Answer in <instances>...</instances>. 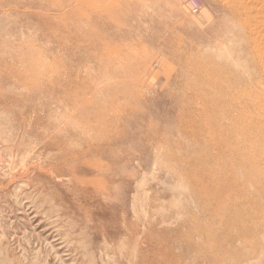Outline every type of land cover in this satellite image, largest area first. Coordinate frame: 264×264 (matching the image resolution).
<instances>
[{"label":"rangeland","instance_id":"rangeland-1","mask_svg":"<svg viewBox=\"0 0 264 264\" xmlns=\"http://www.w3.org/2000/svg\"><path fill=\"white\" fill-rule=\"evenodd\" d=\"M0 5V264H264V0ZM77 138L113 162L109 198Z\"/></svg>","mask_w":264,"mask_h":264},{"label":"bare ground","instance_id":"bare-ground-1","mask_svg":"<svg viewBox=\"0 0 264 264\" xmlns=\"http://www.w3.org/2000/svg\"><path fill=\"white\" fill-rule=\"evenodd\" d=\"M1 6V5H0ZM1 9V8H0ZM6 10V9H5ZM6 13V12H5ZM244 22H246L247 23V25H249L248 24V22L247 21H244ZM247 25L245 26V27H247ZM255 28V27H254ZM253 28V29H254ZM251 31H252V29H251ZM254 31H256V30H254ZM261 31V30H260ZM257 32H259V30H258V28H257ZM256 33V32H255ZM261 33V32H260ZM259 34V33H258ZM257 34V36L256 37H258V36H260V35H258ZM256 39V38H255ZM257 40H259L258 38H257ZM257 40H256V42H257ZM262 40H264V39H262ZM21 41V40H20ZM255 41V40H254ZM253 41V42H254ZM261 41V40H260ZM24 42V41H23ZM256 42H255V46H256ZM5 43V42H4ZM258 43H260V42H258ZM14 44V43H13ZM20 44V43H19ZM2 45V44H1ZM4 46H5V44H3ZM15 45V44H14ZM22 47L20 48L21 50L19 51V48H18V46L16 47V48H18V50L17 51H19V52H21L20 53V55H21V57H19L18 56V58H17V60H20V59H24V60H27V59H30V56H31V54H30V48H31V46H30V42L27 40L26 42H24L23 44L21 43L20 44ZM259 45V44H258ZM260 45H261V43H260ZM259 45V46H260ZM7 46V45H6ZM8 46H10V45H8ZM253 46V45H252ZM261 46H263V44L261 45ZM11 47V46H10ZM254 47V46H253ZM15 48V49H16ZM25 48V50L23 51V49ZM262 48V47H261ZM7 49V48H6ZM263 49H264V47H263ZM8 50V49H7ZM4 52H6V50L4 51ZM9 52V51H8ZM16 52V51H15ZM255 52H256V50H255ZM13 53V55H16L14 52H12ZM11 53V54H12ZM17 53V52H16ZM4 54V53H3ZM19 53H17V55H18ZM8 55V54H7ZM261 55H264V54H261ZM260 55V56H261ZM17 57V56H16ZM264 56H262V58H263ZM11 58V57H10ZM261 58V59H262ZM12 59H14V58H12ZM260 59V60H261ZM15 60V62H16V59H14ZM40 60V59H39ZM18 62V61H17ZM263 64V66H264V63H262ZM30 66L29 67H27L26 65H23V67L22 68H18L17 70H16V72H17V74H18V78H20V80L22 81V82H24V83H27V82H30L29 81V79H28V76H29V71H30ZM259 68H261V67H259ZM31 72V71H30ZM204 78V77H203ZM201 80V79H200ZM256 83V82H255ZM259 83V82H258ZM257 83V84H258ZM30 84V83H29ZM31 85V84H30ZM253 85V84H252ZM24 86V85H23ZM257 87V86H256ZM256 89V88H255ZM192 94H191V96H189V94L190 93H188V95H187V93H186V96L184 95L183 97H182V99H181V102H182V106H181V109H182V118L184 119V120H193V117L194 116H192V106H194V101H196V100H198V99H203L201 96H200V94L199 93H194V91L193 92H191ZM258 94V93H257ZM260 100V99H259ZM258 100V101H259ZM198 102V101H197ZM240 102V101H239ZM251 102L252 103H255V99H252L251 100ZM206 103V102H205ZM181 105V104H180ZM236 107V106H235ZM191 108V109H190ZM194 111L195 110H193V113H194ZM196 112V111H195ZM181 117V116H180ZM253 117V116H252ZM17 123H18V126L19 127H21V125H20V122L19 121H17ZM22 124V126H26V125H28V123L27 122H22L21 123ZM234 125V124H233ZM235 127V126H234ZM237 127V126H236ZM30 128V127H29ZM250 128V127H249ZM86 130V129H95V124H88V123H84V124H82V130ZM240 129V128H239ZM239 129L237 130V131H239ZM76 130V129H75ZM81 129L80 130H76V133H74L73 135L75 136V135H77L78 134V131H82ZM241 130V129H240ZM237 131H236V133H237ZM252 132V131H251ZM250 132V133H251ZM235 133V132H234ZM249 134V133H248ZM52 135V134H51ZM237 135H240L239 133L237 134ZM247 135V134H246ZM249 135H251V134H249ZM57 136V135H56ZM248 136V135H247ZM52 138H53V136H51ZM251 137V136H250ZM97 138H98V134H97ZM102 138V143H104V144H108V143H110V144H112L113 145V143H114V139L113 138H111V137H108V135L106 136V135H103V134H101L100 135V137H99V139H101ZM247 138H249V136L248 137H246L245 138V140L247 139ZM254 137L252 136V139H253ZM78 139V138H77ZM88 139V138H87ZM250 139V138H249ZM79 140V139H78ZM248 140V139H247ZM90 141V140H89ZM89 141L88 140H86V139H84L83 141H82V143L80 142V140H79V142H76V143H74V145H73V147H72V145L71 144H69V146L68 147H70V151H69V153L67 152L66 154H68L69 156H71L72 157V159H74V163H75V165L77 166V167H79V172L83 169V170H88V172L90 173L91 172V175L92 174H94L95 172H97L96 173V177H98L99 176V178H98V180L100 181V183L102 182L103 183V186H101V190H102V192L109 198V195H111L110 194V183H112L113 181H114V179L112 178V175H111V179L110 178H106V179H109L110 181H108L109 183H107V181H104L103 179H102V174H104V172H103V167L106 165V167L107 168H109L110 170H111V167H112V164H113V162L111 161V159H109V156H111L112 157V159L114 158L113 156V152H112V150H111V148H107V149H104L103 151H102V153H100V154H102L103 155V157H106L107 159H109L110 160V164L109 163H105V164H103V163H101L100 161H98L97 159H95V158H93V157H90V156H87V153H86V151H85V148H84V146L85 145H88V143H89ZM248 142V141H247ZM72 143V142H71ZM240 143H242L241 141H240ZM49 145H52V146H55V145H57V143L56 142H53V143H49ZM92 145V144H91ZM248 145V144H247ZM246 145V146H247ZM252 145V144H251ZM102 146H105V145H102ZM228 147V146H227ZM230 147V146H229ZM240 147V146H239ZM86 148H88V147H86ZM93 148V147H92ZM17 149H18V151H20V149H21V147H18L17 146ZM227 150H228V148H227ZM241 152V151H240ZM89 154H90V152H89ZM212 154V153H211ZM238 154V153H237ZM212 157H214V156H212ZM106 158H104V159H106ZM208 158V157H207ZM211 158V157H210ZM239 159H240V157H238ZM209 159V158H208ZM2 160V159H1ZM209 161H211L210 159H209ZM24 162V161H23ZM208 162V161H207ZM211 162H213V161H211ZM217 160H216V164H217ZM1 163V162H0ZM140 164V163H139ZM212 164V163H211ZM223 164V163H222ZM205 165V164H204ZM25 165L23 164V167H24ZM206 166H207V164H206ZM211 166V165H210ZM212 166H216L217 167V165H215V163L214 164H212ZM252 166V165H251ZM25 167H27V166H25ZM253 167V166H252ZM105 168V167H104ZM219 168H220V166H219ZM251 168V167H250ZM27 169V168H26ZM208 169V168H207ZM215 169V168H214ZM218 169V168H217ZM227 169V168H226ZM24 170V169H23ZM220 170H221V168H220ZM219 170V171H220ZM223 170H224V168H223ZM218 171V170H217ZM224 171H226V170H224ZM209 172V171H208ZM222 172V171H221ZM224 174V173H223ZM219 175H221V174H219ZM224 176H225V174H224ZM15 177V176H14ZM198 177V176H197ZM215 177V176H214ZM226 177V176H225ZM202 178V177H201ZM216 178V177H215ZM227 178V177H226ZM94 179H96V178H94ZM125 179V178H124ZM219 179H220V177H219ZM216 180V179H215ZM224 180H226V179H224ZM91 181V180H90ZM97 181V180H96ZM12 182V181H11ZM13 182H14V180H13ZM201 182V181H200ZM215 182H217L218 183V181H215ZM120 183L121 184H123V185H126V186H124V189H125V194H128L129 193V191H130V186H129V179H125V180H121L120 179ZM225 183V182H224ZM93 184V183H92ZM95 185V184H94ZM197 185H198V183H197ZM214 185V184H213ZM223 185V184H222ZM226 184H224V186H225ZM142 186V185H141ZM216 186V185H215ZM219 186V185H218ZM223 186V187H224ZM226 186H228V185H226ZM232 186V185H231ZM204 187V186H203ZM220 187V186H219ZM215 188H217V187H215ZM225 188V187H224ZM3 189V188H2ZM97 189V188H96ZM222 188H220V189H217V191L218 190H221ZM97 190H99V189H97ZM101 190H99V191H101ZM222 191V190H221ZM220 191V192H221ZM238 192H239V187H238V190H237ZM219 192V191H218ZM209 193V192H208ZM222 193H224V191H222ZM221 193V194H222ZM230 193V192H229ZM234 193H236V192H234ZM220 194V195H221ZM246 194H247V192H246ZM219 195V194H218ZM233 195V194H232ZM250 196V194L248 195V197ZM227 199H228V197H227ZM227 199H225L226 201H228ZM234 202V201H233ZM228 203H230V202H228ZM239 204V203H238ZM230 205H233V204H231L230 203ZM240 205H242V204H240ZM235 206V205H234ZM234 206H232V207H234ZM227 208L229 207L228 205L226 206ZM237 206H235V209H237L236 208ZM225 208V207H224ZM240 208H241V206H240ZM245 208H246V206H245ZM248 208V207H247ZM233 209V208H232ZM243 209V208H242ZM241 209V210H242ZM223 210V209H222ZM238 210V209H237ZM237 210H234L235 212L237 211ZM224 211H225V209H224ZM223 211V212H224ZM227 211H229V210H227ZM233 210H230L229 212H232ZM249 211V210H248ZM129 212V211H128ZM222 211L220 210V212L219 213H221ZM238 212H240V210L239 211H237V213ZM251 212V211H250ZM225 213H227V212H225ZM236 213V214H237ZM241 213L242 212H240V215H241ZM133 214V213H132ZM222 214V216H223V213H221ZM235 214V213H234ZM235 214V215H236ZM239 214V213H238ZM238 214H237V216H238ZM251 215H252V212H251ZM141 216V215H140ZM242 216V215H241ZM142 217V216H141ZM141 217H136V220L133 222L132 220L130 221L128 218L126 219V221H125V227H126V229L128 230V231H130L131 233H135V234H140V233H142V222H143V219L141 218ZM224 218H225V216H223ZM229 217V216H228ZM226 218H227V216H226ZM223 220V219H222ZM249 230H251V229H249ZM247 232V231H246ZM249 232V231H248ZM249 233H251V232H249ZM121 251V250H120ZM253 251H255V252H257L256 250H253ZM251 252V251H250ZM134 253V252H133ZM252 253V252H251ZM254 255H255V253H253ZM246 255H247V253H246ZM247 256H249V255H247ZM246 256V257H247ZM222 257V256H221ZM220 257V258H221ZM250 257V256H249ZM137 258H138V264H143V260H144V256H143V254L141 253V252H138V254H137ZM238 258H239V256H238ZM245 258V257H244ZM222 259V258H221ZM240 259V258H239ZM250 259H251V257H250ZM250 259H246L245 261L247 262L248 260L250 261ZM135 260V259H134ZM244 260V259H243ZM261 260V259H260ZM218 261V260H217ZM239 261H241V260H239ZM232 263V262H231ZM241 264V263H240ZM242 264H244L243 262H242Z\"/></svg>","mask_w":264,"mask_h":264}]
</instances>
